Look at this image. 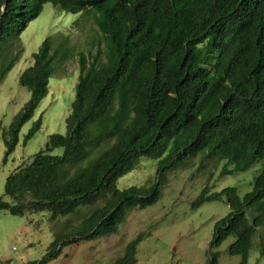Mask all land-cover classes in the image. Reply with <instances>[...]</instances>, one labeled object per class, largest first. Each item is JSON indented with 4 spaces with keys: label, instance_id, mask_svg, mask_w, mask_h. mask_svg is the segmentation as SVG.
<instances>
[{
    "label": "trees",
    "instance_id": "16d2710c",
    "mask_svg": "<svg viewBox=\"0 0 264 264\" xmlns=\"http://www.w3.org/2000/svg\"><path fill=\"white\" fill-rule=\"evenodd\" d=\"M48 3L91 19L106 50L78 55L66 134L51 136L16 168L0 195V213L81 218L72 232L57 230L43 258L28 264H50L67 247L117 234L130 210L160 200L169 171L199 155L225 161L221 177L262 164L244 197L235 187L206 186L192 204L226 202L230 213L216 222L211 247L234 237L229 253L247 264L264 227V0H0V84L23 52L21 34ZM67 42L46 39L20 76L31 96L3 133L4 162L47 96L54 62L67 60ZM41 126L39 119L24 144ZM141 158L157 161L155 182L118 189ZM142 239L113 264H133ZM218 259L209 252L207 264Z\"/></svg>",
    "mask_w": 264,
    "mask_h": 264
},
{
    "label": "rangeland",
    "instance_id": "374dc122",
    "mask_svg": "<svg viewBox=\"0 0 264 264\" xmlns=\"http://www.w3.org/2000/svg\"><path fill=\"white\" fill-rule=\"evenodd\" d=\"M59 36L68 37V58L54 62L55 72L49 80L48 94L33 118L22 128L15 152L4 162L6 147L3 133L10 128L31 96L20 85V76L32 65V55L41 44L46 39L55 40ZM99 46L106 50V41L91 19L67 13L53 3L46 4L42 13L21 34L23 52L0 84V195L4 194L7 177L16 168L43 151L51 136L66 134V119L75 99L80 74L78 55L89 57ZM39 119L42 120L40 131L24 144L25 136ZM54 153L59 155L62 150ZM225 164L218 158L204 161L201 155L179 164L163 177L161 198L156 204L143 210H130L117 234L67 247L50 264H113L139 235H143V239L133 264H207L209 252L219 254L218 264H241V256L229 253L234 237L219 247H211L216 222L230 213L226 202H207L198 210L192 209L193 202L206 186H210L211 192L235 187L241 197L252 191L262 164L221 177ZM156 171L155 159L141 158L133 171L118 180L117 187L120 190L134 186L148 188L156 180ZM255 215L256 212L249 211L251 220ZM80 222L81 218L77 217L51 222L48 214L25 218L1 212L0 264L40 261L54 241L57 230L72 232ZM247 264H264V227L253 237Z\"/></svg>",
    "mask_w": 264,
    "mask_h": 264
}]
</instances>
